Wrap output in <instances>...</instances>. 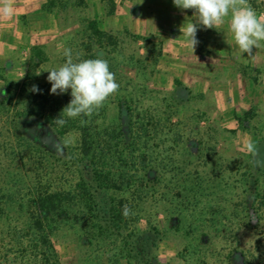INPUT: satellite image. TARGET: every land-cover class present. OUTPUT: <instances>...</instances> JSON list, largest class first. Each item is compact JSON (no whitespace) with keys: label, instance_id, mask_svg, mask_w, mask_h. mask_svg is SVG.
Segmentation results:
<instances>
[{"label":"rangeland","instance_id":"1","mask_svg":"<svg viewBox=\"0 0 264 264\" xmlns=\"http://www.w3.org/2000/svg\"><path fill=\"white\" fill-rule=\"evenodd\" d=\"M142 1L154 2V10L163 18L170 9L166 3L174 5L173 0ZM82 22L62 50L36 48L31 58L8 69L0 66V90L12 86L16 91L32 75L35 85L50 94L45 70L65 62V48L88 59L100 46ZM98 25L111 37L102 43L120 85L105 102L109 110L102 119H113L118 99L126 97L136 123L137 152L147 153L160 176L155 187H146L139 179L141 173L131 169L133 187L124 196L132 208L124 235L158 229L162 264H264V90L242 92V99L235 100L237 106L226 116L218 108L206 113L198 98L177 104L172 91L161 85L157 68L161 42L127 29L105 28L99 21ZM222 35L228 39V32ZM228 45L227 40L224 50H229ZM253 54L260 69L247 73L264 74V47ZM67 94L70 99V89L63 95ZM1 122L0 264H42V229L35 205L39 194L46 192L70 195L62 204L67 217L46 222L59 264H133L125 240L103 228L78 200L73 162L40 160L34 150L22 146L12 125ZM64 139L71 141L66 144L71 149L79 145L75 131ZM248 143L255 146L254 154L248 152Z\"/></svg>","mask_w":264,"mask_h":264},{"label":"trees","instance_id":"2","mask_svg":"<svg viewBox=\"0 0 264 264\" xmlns=\"http://www.w3.org/2000/svg\"><path fill=\"white\" fill-rule=\"evenodd\" d=\"M249 3L258 14L264 13V0H249ZM187 10L189 13L193 12L191 9ZM86 24V30L100 43L88 59L100 56L107 60V47L102 41L109 35L100 29L97 20H88ZM31 76L28 75L25 81L17 86L16 91L12 86L0 90V120L12 125L18 141L24 148L34 150L40 160L73 162L78 174V200L103 228L117 233L125 240L124 247L133 264H162L157 253L161 241L158 229L132 231L124 235L131 213L125 217L123 209L125 205L130 210L132 208L124 196L130 193L133 187L134 175H129L131 169H137L138 173H141L138 178L146 187H155L160 182L159 172L149 164L147 153L137 152L139 143L136 123L129 100L124 96L118 99L115 117L109 119V122L102 119L109 110V107L104 105L90 118L63 117L67 123L60 126L55 119L60 116L71 98L69 99L68 94L51 95L46 88L38 84L36 86L41 91L32 92L30 89L35 83ZM187 92L182 83L177 81L176 89L171 94L173 101L177 104L185 103ZM82 120L85 123L82 124ZM74 131L79 134L80 139L78 147L71 149L66 145L64 138ZM69 196V193L51 192L38 196L35 209L38 214L37 224L42 229V264H59L46 222L55 216L67 217V209L62 204ZM35 247L40 249L38 244Z\"/></svg>","mask_w":264,"mask_h":264},{"label":"crops","instance_id":"3","mask_svg":"<svg viewBox=\"0 0 264 264\" xmlns=\"http://www.w3.org/2000/svg\"><path fill=\"white\" fill-rule=\"evenodd\" d=\"M166 4L170 9L164 11L163 18L154 10V2L148 5L142 0H16V14L0 18V66L8 69L14 62L31 58L37 47L62 50L78 34L81 21L97 20L105 28L127 29L161 42L157 67L161 85L173 92L180 81L188 90L187 101L198 98L200 108L208 114L211 108H218L222 115H229L242 92L264 90V74L247 73L260 69L257 55L237 58L239 49L227 23L220 29L198 25L199 43L192 51L180 29L185 23H196L194 13ZM223 31L228 32V51L224 50L227 40Z\"/></svg>","mask_w":264,"mask_h":264},{"label":"clouds","instance_id":"4","mask_svg":"<svg viewBox=\"0 0 264 264\" xmlns=\"http://www.w3.org/2000/svg\"><path fill=\"white\" fill-rule=\"evenodd\" d=\"M173 4L181 10H193L196 23H185L180 29L192 51L199 43L198 25L204 29H220L225 23L239 49L237 58L245 54L252 56L255 49L264 47V14H258L249 0H173ZM16 12V0H0V18H12ZM63 56L65 62L62 65L45 70L48 72L47 81L51 84L50 94L61 95L71 90L70 102L55 119L60 126L67 123L63 117L90 118L98 113L108 98L120 88L109 61L103 57L81 59L79 53L73 55L71 48H65ZM30 90L34 93L41 91L36 85ZM246 147L249 153H255L252 143ZM130 213L131 210L125 205L123 215L128 217Z\"/></svg>","mask_w":264,"mask_h":264}]
</instances>
